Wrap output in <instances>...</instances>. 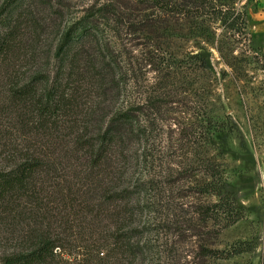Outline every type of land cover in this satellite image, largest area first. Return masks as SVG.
Here are the masks:
<instances>
[{
	"label": "trees",
	"instance_id": "obj_1",
	"mask_svg": "<svg viewBox=\"0 0 264 264\" xmlns=\"http://www.w3.org/2000/svg\"><path fill=\"white\" fill-rule=\"evenodd\" d=\"M252 1L246 0L240 8H236L237 0L138 3L176 23L172 33L176 39L199 38L213 47L221 59L222 79L237 84L246 83L255 67L264 73L263 56L250 47L239 51L234 46L250 43L248 5ZM7 21L0 30V264H138L146 260L149 250L121 227V218L131 216L121 208L128 207L135 196H144L147 206L152 201L173 205L175 198L168 187L177 182L175 170L163 182L146 171L155 162V142L166 136L173 156L185 160L177 176L193 180L190 191L202 200L193 205V218L183 230L204 242L200 256L226 260L255 248L250 241L228 250L213 244L222 231L244 221L247 214L228 190L224 156L212 144L214 134L226 131L224 122L212 115L205 99L199 106L186 98L199 97L191 75L200 74L205 81L200 84L201 97L215 88L217 79L205 59L198 54L171 63L149 59L144 67L149 66L157 78L150 93L142 92L145 100L140 104L123 98L127 88L140 91L141 79L131 76L136 69L122 66L112 56L94 58L81 48L74 51L72 28L63 35L52 68L37 64L22 73L21 65L11 61L20 26ZM124 77L128 84L121 80ZM242 88L245 92L248 82ZM89 89L102 99L98 106L111 101L112 109L93 111L87 104L81 106L79 95ZM178 103L192 110L184 127L163 124L158 133L157 116H163L164 107ZM91 121L94 130L88 131ZM176 134L178 140L173 138ZM132 162L145 171L134 184L125 178Z\"/></svg>",
	"mask_w": 264,
	"mask_h": 264
},
{
	"label": "rangeland",
	"instance_id": "obj_2",
	"mask_svg": "<svg viewBox=\"0 0 264 264\" xmlns=\"http://www.w3.org/2000/svg\"><path fill=\"white\" fill-rule=\"evenodd\" d=\"M245 3L246 0H237L236 8ZM258 8L257 0L248 5V13L252 19V26L249 29L250 43L241 41L234 46L239 51H247L250 47L259 57H264V22L256 17ZM9 19L16 21L20 26L17 31L19 42L11 61L21 65L22 73L37 64L40 66L49 64L52 68L60 41L66 31L72 28L73 38L76 40L74 51L81 48L86 55L94 58L102 55L110 59L112 56L122 66L136 69V73L131 76H136L139 82L141 79L140 91L138 93L137 90L127 88L125 91L127 95L123 97L132 102H140L141 99V102L144 101L145 94L142 92L150 93L149 87L156 81L157 75L150 71L149 66L144 67L149 59L156 57L157 62L163 60L165 63H171L175 59L180 60L195 54L205 59L207 68L217 79L214 83L215 88L210 95L201 97L200 84L205 81L200 74L191 75L197 82L195 89L197 88L199 97L189 95L186 98L187 101L195 100L199 106L205 99L209 103V110H213L212 115L224 122L226 131L214 134L212 144L216 152L224 156L228 176L227 188L233 192L247 214L244 221L222 231L213 244L215 248L228 250L236 243L250 241L255 248L251 252L226 260L200 256L199 247L204 242L202 243L198 237H192L191 232L183 230L187 220L193 218V205L199 204L202 200L190 191L193 180L177 176L186 166L185 160L183 157L173 156L167 148L165 140L169 139L168 136L162 138L163 143L162 140L159 143L155 142L152 151L155 162L153 166H148L146 171L163 182L167 173L169 174L171 169L175 170L176 176L173 177L177 182L168 187L175 198L173 205L167 207L161 201L157 205L155 201L152 203L149 201L152 205L147 206L144 196H135L130 200L128 207L121 208L131 213L130 217L120 215V218L123 217L121 227L124 228L123 231L129 232V235H135L133 240L149 250L147 259L144 261L140 259L138 264H264L262 70L257 67L250 70L247 78L248 89L245 91L248 93H245L242 86L247 82L233 84L229 78L222 79L219 72L223 68L221 59L213 47L199 38L176 39L172 36L173 29L178 28L176 23L173 24L168 17L160 16L154 9L145 10L144 5H140L138 0H0V30H3ZM127 78L121 80L126 81ZM184 97L181 95L179 98L183 100ZM185 101L183 100V103ZM78 102L81 106L87 104L86 107L93 111L112 109L111 101L97 105L102 99L93 89L86 93L81 92ZM163 111V116H157L156 119L158 133H161L163 124L167 128L168 124H176L182 129L183 124L189 119L187 112H192L180 103L164 107ZM89 126L88 131L94 130L93 121ZM166 127L164 131L167 130ZM178 136L179 134H176L173 138L178 140ZM71 137L72 134L68 136L69 141ZM156 140H160V136ZM141 173H145L142 165L138 166L132 162V165L127 166L125 178L134 184ZM171 225L173 229L169 228ZM177 229L182 232L179 233ZM1 252L0 249V256Z\"/></svg>",
	"mask_w": 264,
	"mask_h": 264
},
{
	"label": "crops",
	"instance_id": "obj_3",
	"mask_svg": "<svg viewBox=\"0 0 264 264\" xmlns=\"http://www.w3.org/2000/svg\"><path fill=\"white\" fill-rule=\"evenodd\" d=\"M259 4V8L256 14L258 20L264 22V0H257Z\"/></svg>",
	"mask_w": 264,
	"mask_h": 264
}]
</instances>
